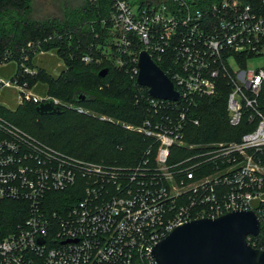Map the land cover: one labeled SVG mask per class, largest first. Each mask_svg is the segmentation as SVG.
<instances>
[{
    "label": "built area",
    "instance_id": "built-area-1",
    "mask_svg": "<svg viewBox=\"0 0 264 264\" xmlns=\"http://www.w3.org/2000/svg\"><path fill=\"white\" fill-rule=\"evenodd\" d=\"M111 8L101 21L115 64L137 78L139 53L147 50L180 99L148 90L149 114L128 127L147 146L141 159L121 166L73 157L0 114V199L25 201L29 210L0 240V264H156L154 247L188 221L246 209L264 223V0H147L138 10L112 0ZM54 37L4 53L0 68L9 77L0 73V99L61 106L27 78L38 74L40 60L57 56L45 48ZM256 58L262 63L251 66ZM223 84L230 125L251 129L238 140L190 142L187 126L200 119L189 109ZM73 187L81 195L73 202L50 198ZM260 234L248 242L264 249Z\"/></svg>",
    "mask_w": 264,
    "mask_h": 264
},
{
    "label": "trees",
    "instance_id": "trees-1",
    "mask_svg": "<svg viewBox=\"0 0 264 264\" xmlns=\"http://www.w3.org/2000/svg\"><path fill=\"white\" fill-rule=\"evenodd\" d=\"M32 2L0 0V63L7 50L18 55L30 40L55 35L53 41L45 44V48L54 50L56 58L40 60L38 74L27 77L28 81L37 83L36 90L40 93L108 114L115 121L100 120L68 109L63 104L60 113L40 114L37 111L38 104L33 101H26L15 108L0 103V114L73 157L106 166L135 163L141 159L148 140L117 121L133 125L144 121L149 114L148 89L140 86L136 76L126 68L118 67L114 52L108 50L109 28L101 20L111 16L112 0H83L77 6L66 8L62 17L50 20L34 19ZM96 34L99 37L96 38ZM136 45L135 49L142 48L140 43ZM85 54H92L101 60L86 63L82 59ZM59 61H62L63 66L56 74L54 69ZM158 64L165 70L162 63ZM104 68L109 71L101 78L99 72ZM5 71L0 68V73ZM81 92L87 95L85 100H77V94ZM228 93L227 85L223 84L216 95L201 99L199 104L189 109L190 117L200 119L199 124L187 126V139L190 142L238 140L251 129L245 123L235 127L230 125ZM74 190L73 187L55 191L50 194V198L56 197L59 204H68L81 197L72 195ZM28 214L27 202L0 199V240L16 230ZM259 239L264 244V223Z\"/></svg>",
    "mask_w": 264,
    "mask_h": 264
},
{
    "label": "water",
    "instance_id": "water-1",
    "mask_svg": "<svg viewBox=\"0 0 264 264\" xmlns=\"http://www.w3.org/2000/svg\"><path fill=\"white\" fill-rule=\"evenodd\" d=\"M137 83L147 87L156 98L176 101L180 94L174 82L147 50L138 58ZM109 69L99 72L107 75ZM78 93L77 100H85ZM40 114L60 113V106L50 100L37 106ZM261 232V221L253 210H233L217 218H199L172 230L153 249L156 264H264V249L252 247L248 236Z\"/></svg>",
    "mask_w": 264,
    "mask_h": 264
},
{
    "label": "rangeland",
    "instance_id": "rangeland-1",
    "mask_svg": "<svg viewBox=\"0 0 264 264\" xmlns=\"http://www.w3.org/2000/svg\"><path fill=\"white\" fill-rule=\"evenodd\" d=\"M81 1L83 0H33L32 2V17L34 19L38 20H50L52 18H58L57 16H63L64 10L69 7L77 6ZM129 3L132 5L133 9L138 10L146 0H128ZM153 4L155 2L153 1ZM56 58V57H55ZM52 58L51 59H55ZM53 61V60H52ZM262 63V58H256L253 62H250V65H258ZM63 66L62 61H59L57 66L54 69V73L58 74L61 71V67ZM3 77H9V74L2 73ZM52 96V95H51ZM53 98L57 99L61 105L67 107L68 109L76 110L79 113L87 114L89 116H92L94 118H98L100 120H114L111 116H108V114L105 113H99L93 109L86 108L84 106L77 105L73 102H64L60 100L58 97L52 96ZM2 104H5L9 106L10 108H15L17 106V101L8 97V95H4L3 98L0 99ZM119 124H121L124 128L130 130L129 123L124 122L122 120L117 121ZM31 126H34L31 123Z\"/></svg>",
    "mask_w": 264,
    "mask_h": 264
}]
</instances>
